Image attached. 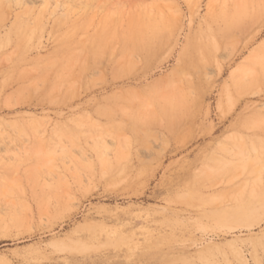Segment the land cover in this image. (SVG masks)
<instances>
[{"label":"rangeland","instance_id":"rangeland-1","mask_svg":"<svg viewBox=\"0 0 264 264\" xmlns=\"http://www.w3.org/2000/svg\"><path fill=\"white\" fill-rule=\"evenodd\" d=\"M0 264H264V0H0Z\"/></svg>","mask_w":264,"mask_h":264},{"label":"bare ground","instance_id":"bare-ground-1","mask_svg":"<svg viewBox=\"0 0 264 264\" xmlns=\"http://www.w3.org/2000/svg\"><path fill=\"white\" fill-rule=\"evenodd\" d=\"M239 213V212H238ZM242 215V214H241ZM235 216H237V215H235Z\"/></svg>","mask_w":264,"mask_h":264}]
</instances>
